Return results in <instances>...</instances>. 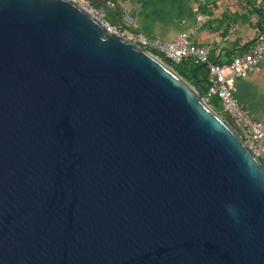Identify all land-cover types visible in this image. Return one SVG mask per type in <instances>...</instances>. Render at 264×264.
I'll list each match as a JSON object with an SVG mask.
<instances>
[{"label": "water", "instance_id": "95a60500", "mask_svg": "<svg viewBox=\"0 0 264 264\" xmlns=\"http://www.w3.org/2000/svg\"><path fill=\"white\" fill-rule=\"evenodd\" d=\"M208 65L190 83L73 0H0V264H264V165Z\"/></svg>", "mask_w": 264, "mask_h": 264}, {"label": "crops", "instance_id": "0c3cea01", "mask_svg": "<svg viewBox=\"0 0 264 264\" xmlns=\"http://www.w3.org/2000/svg\"><path fill=\"white\" fill-rule=\"evenodd\" d=\"M107 1L124 6L131 21L122 25L146 36L172 41L191 30L195 44L212 46L210 58L216 62H230L244 52L264 24V0H216L212 7L200 0ZM201 12L208 15L205 20L198 18ZM112 14L108 10L106 15L110 19ZM235 94L254 117L264 120V58L251 75L237 80Z\"/></svg>", "mask_w": 264, "mask_h": 264}, {"label": "built area", "instance_id": "2783aa9c", "mask_svg": "<svg viewBox=\"0 0 264 264\" xmlns=\"http://www.w3.org/2000/svg\"><path fill=\"white\" fill-rule=\"evenodd\" d=\"M73 1L98 19L108 30L132 41L156 57L163 59L168 56L174 64L189 57L199 64L208 62V86L204 92V99L211 107L214 97L220 99L222 113L229 115L245 129V139H243L245 144L264 165V120L254 117L235 94L237 80L251 75L264 58V24L256 40L250 43L244 52L227 64H218L209 61L212 46L195 44L191 39V30H184L172 41H165L160 37H149L142 32L112 22L105 13L95 7L92 0ZM200 2L212 7L216 0H200ZM207 17L208 15L202 12L198 16L200 20H205Z\"/></svg>", "mask_w": 264, "mask_h": 264}, {"label": "trees", "instance_id": "16d2710c", "mask_svg": "<svg viewBox=\"0 0 264 264\" xmlns=\"http://www.w3.org/2000/svg\"><path fill=\"white\" fill-rule=\"evenodd\" d=\"M206 6L208 7V5H206ZM112 22L115 23V21H112ZM209 61L212 62V63H218V64H227V63H229V62H221V61L216 62L214 59H211L210 56H209ZM198 65H199V63H196L193 58L189 57V58L184 59L180 63L174 64V69H175L176 72L181 74L190 83H193V80H191L189 77H190L191 73L193 72V70ZM204 70H205L204 68L200 69L199 71H197L196 75H197V77H198V79L200 81V85H201L202 91L206 92L207 86H208V78H205ZM211 105L217 112L222 113L221 103H220V99L218 97H214L212 99ZM224 116H225V119L230 123L232 128L236 131V133L242 139H245V129L240 124H238L235 120L230 118L229 115L224 114Z\"/></svg>", "mask_w": 264, "mask_h": 264}, {"label": "rangeland", "instance_id": "374dc122", "mask_svg": "<svg viewBox=\"0 0 264 264\" xmlns=\"http://www.w3.org/2000/svg\"><path fill=\"white\" fill-rule=\"evenodd\" d=\"M219 113V112H218ZM219 114H221L222 116H224L222 113H219ZM224 118H225V116H224Z\"/></svg>", "mask_w": 264, "mask_h": 264}]
</instances>
